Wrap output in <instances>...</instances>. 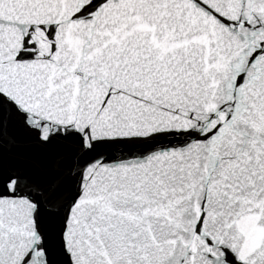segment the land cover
I'll use <instances>...</instances> for the list:
<instances>
[{
	"label": "snow or ice",
	"instance_id": "1",
	"mask_svg": "<svg viewBox=\"0 0 264 264\" xmlns=\"http://www.w3.org/2000/svg\"><path fill=\"white\" fill-rule=\"evenodd\" d=\"M0 264H264V0H0Z\"/></svg>",
	"mask_w": 264,
	"mask_h": 264
}]
</instances>
